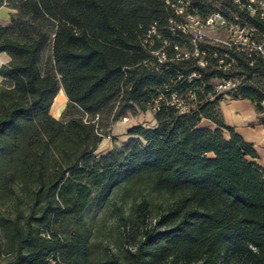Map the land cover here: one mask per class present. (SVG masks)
Segmentation results:
<instances>
[{"label":"trees","instance_id":"1","mask_svg":"<svg viewBox=\"0 0 264 264\" xmlns=\"http://www.w3.org/2000/svg\"><path fill=\"white\" fill-rule=\"evenodd\" d=\"M240 3L0 0V193L27 205L0 214V264H264V168L220 110L247 98L264 124V54L188 20L264 38ZM128 111L153 124L97 154Z\"/></svg>","mask_w":264,"mask_h":264},{"label":"rangeland","instance_id":"2","mask_svg":"<svg viewBox=\"0 0 264 264\" xmlns=\"http://www.w3.org/2000/svg\"><path fill=\"white\" fill-rule=\"evenodd\" d=\"M189 20V26L193 27L196 31H204L209 38L212 39V41H221V42H228V43H240L241 40H243V36H251L252 38H255L258 36V34L251 32L250 28L251 26L244 21L241 18H238L237 20L235 18L227 20L228 22L234 21L236 22V26L230 29L228 26L225 29L219 28L214 29L211 27H205L204 24H201L199 20H196L194 17H188ZM207 23V21H206ZM243 28V31H240V29ZM4 62L3 57L0 56V63ZM2 64V63H1ZM2 82V78L0 77V83ZM239 80L236 79L234 82H230L229 84H225L224 87H230L234 86V84L238 83ZM63 102V103H62ZM67 103V98L63 92V90L60 88L52 102L51 108H50V114L55 118H60L61 112L64 109L65 105ZM63 106V107H62ZM143 125L148 126L153 124V117L150 111L145 112H131L128 111L126 115L113 123L109 129H106V133L108 132L110 137L107 138L105 136L103 140L101 141L98 149L96 150L97 154L104 153L109 148L112 147L113 144H119L121 142H124L128 138L127 129L133 125ZM15 200V197L12 195H3L0 193V214L3 215H14L17 207H19L21 210L25 209L27 207L25 202L17 203ZM16 205V206H15ZM109 217V215H108ZM106 217L103 219L105 226L108 230V226L111 224V220L109 219L111 217ZM111 231V230H110ZM110 238L113 239L115 236V231H112L109 234ZM3 242V236L0 231V244Z\"/></svg>","mask_w":264,"mask_h":264},{"label":"crops","instance_id":"3","mask_svg":"<svg viewBox=\"0 0 264 264\" xmlns=\"http://www.w3.org/2000/svg\"><path fill=\"white\" fill-rule=\"evenodd\" d=\"M10 11L7 6L0 7V23L8 21ZM0 56L3 57L4 62L9 59L6 53L2 52ZM220 110L224 122L245 141L253 145L257 153L256 162L264 168V124L258 122L253 103L247 98L227 96L220 101ZM203 124L213 127L207 120H204Z\"/></svg>","mask_w":264,"mask_h":264},{"label":"built area","instance_id":"4","mask_svg":"<svg viewBox=\"0 0 264 264\" xmlns=\"http://www.w3.org/2000/svg\"><path fill=\"white\" fill-rule=\"evenodd\" d=\"M234 1L240 3L239 0ZM240 5L246 7L251 14H255L259 16V18L264 20V0H246L245 3H240ZM235 19L237 20L238 17H235ZM206 21L207 24L214 29L223 24H227V26L232 29L237 24L234 21L228 22L219 13H215L212 16L208 17ZM253 30L254 28L251 27L250 31L252 32ZM240 31H243V28H241ZM242 39L243 40H241L240 43L250 44L254 48H256V50H258L261 54H264V38L254 40L251 38V36L244 35ZM226 83L229 84L230 81H227ZM109 137L110 136L108 135L107 138Z\"/></svg>","mask_w":264,"mask_h":264},{"label":"bare ground","instance_id":"5","mask_svg":"<svg viewBox=\"0 0 264 264\" xmlns=\"http://www.w3.org/2000/svg\"><path fill=\"white\" fill-rule=\"evenodd\" d=\"M63 103V102H62ZM63 107V106H62Z\"/></svg>","mask_w":264,"mask_h":264}]
</instances>
